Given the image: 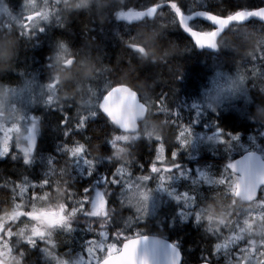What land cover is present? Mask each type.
Listing matches in <instances>:
<instances>
[{"label":"trees","instance_id":"obj_1","mask_svg":"<svg viewBox=\"0 0 264 264\" xmlns=\"http://www.w3.org/2000/svg\"><path fill=\"white\" fill-rule=\"evenodd\" d=\"M17 1L19 0H13L16 9L19 6ZM157 2L162 3L163 0H127L124 6L139 9L152 6ZM175 2L181 12H184L187 8L205 7L221 14H227L243 7H257L264 4V0H175ZM83 10L76 7V9L67 11L68 18L71 21L67 22L68 24L65 23L63 28L55 27L48 33H44L45 36L39 37L38 34L34 37V39H37L35 40L36 43H34L31 36L19 40L14 29L11 30L12 32L10 31L11 34L8 37L0 35L4 38L0 41V81L6 84H15L17 81L15 71L18 74L21 73L20 71L30 72L32 65L28 66L17 62L19 58L21 61L25 59H22L18 54L19 51H16L18 45H26L31 49L42 48L43 51L39 59H36L39 60V63L36 64H40L37 70L42 71L45 82L54 79L57 100L54 105L44 106V116L41 121L43 136L38 141L37 152L33 155L32 162L25 164L21 160L22 158L11 155V157H7L0 162V201L4 206L3 210L11 207L13 205H11V200L16 197V193H8L9 188H16L13 187L14 182L22 181L25 177L20 172L19 174L10 172L6 168L10 164L9 161L23 165L28 171L27 177L29 180L36 182L44 178L49 180V187L39 190L37 195L45 196L52 205H64L70 201V207H76L78 211L81 190L85 187L95 189L98 186L96 182H102L103 175H111L115 164L132 171L134 175L139 174L138 169H143V172L148 170L147 162L153 159L155 141L159 139L155 135L150 136L152 123L155 127L154 134L159 132V127L164 130H160V137H163V140L160 141L168 144V148H170V140L173 143L175 140L174 131L167 126L171 121V116L169 114L166 117L159 116L158 119H155L153 108H151L149 116L141 129L144 130L143 135L126 140H117L111 149L103 142L115 128L97 109V101L112 84L120 83L124 79L139 92L155 99H159L161 95L166 93L167 106L178 109L181 116L187 103L196 101L198 93L208 85L210 72L207 70L206 73L200 74L197 68L201 64L210 66L213 62H222L230 71L244 62L251 63L250 57L254 53L256 54L259 47L260 49L264 48V25L258 21H251L246 25L237 26L234 30H227L221 37V49L214 58L209 52L199 49L190 40L180 25L179 19L176 18L174 10L167 4L159 10L153 19L146 18L141 22L131 24L120 21L114 17V13L111 11L108 21L113 27L110 24L100 26L101 24L89 20L85 17V10ZM91 25L95 26L91 28ZM130 36L131 39H129ZM49 37L50 40H48ZM53 37L57 40L61 39V42L68 43L69 53L74 57L72 67L65 68L62 66L59 69H54L48 65L51 59L49 58V49L52 51V48L56 47ZM85 37L86 39H84ZM32 42L33 44H30ZM127 43L143 44L148 50V55L146 57L139 55L138 57L137 53L126 46ZM231 44L233 47L230 46ZM258 60L264 66V60L259 59V57ZM12 61L18 64L15 69H13L15 66H13ZM31 61L27 60L26 63ZM40 62H43V64ZM179 73L181 78L176 79L175 77ZM202 75L203 78L199 84L190 87V78L199 79ZM258 79L252 77L251 83L257 82L260 85ZM263 97L264 94L256 100L253 96L251 103L256 100L255 102L263 107ZM61 104L64 106L62 109L56 107ZM41 110V108L38 109V111ZM93 110L97 112V115L94 118H89L86 128L80 131L74 130L68 137L64 136L65 126H62L60 122L64 119L65 112L70 117L67 127H71L78 113H91ZM245 113L235 112L233 116L232 113L226 112L220 116H215L213 112L207 111L205 118L214 122L217 125L215 127L222 128L225 132L239 134V137L245 138L244 135L248 132L259 136L260 131H264V123H261L262 121L258 119L263 118L262 114L264 112H259L255 108H247ZM189 116L192 117L191 112L189 115L187 114V122L190 119ZM251 118H255V120ZM120 134L126 135L123 132ZM113 135H115L114 132ZM85 137L90 138L85 141L88 145L87 156L83 153V157L78 156L77 153L69 156L68 152L71 149L64 150L62 147L65 143L72 144L73 140L84 141ZM236 141L232 140L230 144H234ZM262 141L264 142V138ZM120 144L123 145V148L118 147ZM205 155L203 153V159H212L211 155ZM52 159L56 161L55 164H51ZM88 159L94 160L97 164L90 177L85 175L86 170L91 167V165L85 163V160ZM108 160L112 163L107 162ZM216 161L220 164L223 163L220 160ZM137 162H139L138 168H136ZM139 165H142V167ZM213 167L217 173L220 171V166L217 163ZM16 169L19 170L18 167ZM41 173H43V176L39 175ZM92 193H89V195L91 196ZM212 197L216 201V195H211L209 198ZM110 205L111 203L108 202L106 216L104 213L93 218L83 215L75 217L70 215V220L74 219L77 226L83 228L91 226L89 228L91 231L88 230L89 234L85 235L86 232H84L73 235L68 232V234L59 233L57 237L70 239L77 250L82 249L83 244L95 235V227L98 224L101 225L100 222L102 221L107 226L111 225L118 230L119 225L114 222L119 219L117 216L118 205L114 215L110 212ZM124 210L127 209H121L119 214ZM127 211L129 212V210ZM93 219L96 220L95 224ZM125 233H127L126 237L133 233L165 235L182 249L183 264H198L205 255L210 256L216 262L224 258L212 256L213 245L216 240L208 238L203 224L188 222L176 226L169 225L168 220L163 221L162 217L159 216L158 220L149 218L148 221L132 225ZM221 252H223V249Z\"/></svg>","mask_w":264,"mask_h":264},{"label":"snow or ice","instance_id":"obj_2","mask_svg":"<svg viewBox=\"0 0 264 264\" xmlns=\"http://www.w3.org/2000/svg\"><path fill=\"white\" fill-rule=\"evenodd\" d=\"M54 0H22V3L26 5L23 12H17L13 0H0V12H6L10 15L13 20H16L17 23L14 24V32L19 40L24 39L26 37L35 35L32 31L34 27H39L40 32H44L45 28L43 26V22L50 21L53 18L52 13V4ZM127 3V0H120L118 5L122 6ZM167 4L170 8L175 10L177 14V10L179 11V23L182 27H185L187 31H189L190 35L193 38V42L201 48L210 47L212 49H219L221 47L219 38L221 33L232 24H243L246 20L251 17H257L261 20H264V8L258 9H240L226 16H220L214 13H206V18L211 21L216 27L209 31H195L187 27L186 18L181 14V10L175 0H163V3L157 2L154 3L148 10L136 9L132 10L130 8L117 7L115 9V16L117 19L125 20L128 23H132L134 21H143L146 18H154V15L160 10L164 5ZM57 13L59 12V7L56 9ZM230 17H240L237 19H229ZM55 20L62 21L63 17L57 15ZM61 27H64L65 24L60 22ZM5 31L9 29L5 28ZM194 33H207L215 37L214 42L208 43H197V40L194 38ZM131 39V36L129 37ZM126 46L133 52L139 55H143L146 49L143 44L134 45L132 43H127ZM259 59L264 60V51H261L258 54H254L250 58L253 60ZM255 75V73H253ZM176 79H180V73L176 75ZM241 79H244L241 76ZM91 87V85H89ZM55 87L54 82H48L46 85L47 90L51 91V89ZM123 88H129L131 90V95L128 99H125L120 95V90ZM96 95V92H95ZM166 96L161 95L159 99L152 98L151 96L139 92L136 88L132 87V85L128 84L124 79L122 81L111 87L103 97L102 102L99 103L98 107L100 110L108 117L109 121L114 125L115 130L110 134L108 138H106L103 142L107 144V146L111 149L113 148L115 142L117 140H126V137L120 135L121 132L125 131L128 128V125L123 121H117L112 119L109 116L108 112L105 108L109 105L114 109H118L121 112L128 111V105H135L136 111L133 113V118H139L143 115L147 114L148 104L151 103V107L157 111L153 112L154 116H171V127L176 128V137L174 142L179 145L177 148H173L171 152L168 150V144L164 145V156L161 158L159 153L160 148V140H163V137H160L157 141H155V153L153 156L152 163L148 166V173L151 175L135 174L138 176H142L143 179L147 180V182L153 181V176H159L161 172L167 170L169 173H175V175H179L180 177H186L190 173L189 170H185L182 164L179 162V152L181 149H186L189 147L190 140H185L183 137L185 133H188L192 140H194L193 136V128L191 125L183 122L180 119V112L178 109H172L167 106ZM46 103L48 105H54L56 102L54 98L49 94L46 96ZM56 107L63 108L64 106L58 105ZM199 113H197L198 115ZM97 115L96 111L89 112H80L77 114V118L73 122L71 127H67L69 123V114L67 112L64 113V119L61 120V125L65 126L64 136L68 137L72 134V132L80 131L87 127V121L89 118H94ZM29 132L27 136V140L29 143V147L24 148L14 142V137L11 135V129L8 130L9 135L4 141L2 145H0V158L5 157L9 153L12 152L13 147L16 148L17 152L22 153L23 160L25 164H30L32 162L33 154L35 153L36 143H37V118L32 116L29 120ZM193 123H198L195 119ZM218 123V121H217ZM217 136L219 137V142L223 144H229L232 140H237L239 138V134H233L231 132H225L224 129L217 127L216 128ZM3 132H0V135H3ZM88 137H85L84 141L73 140L72 144L65 143L62 145L64 150L71 149L68 152L69 156L74 155L75 153H83L85 156L88 155L87 148L88 145L85 143ZM139 139V138H138ZM171 158L175 163L167 164L165 161ZM107 162L112 163L110 160ZM254 162V163H253ZM56 161L54 159L51 160V164H55ZM86 164L91 165L86 170L85 175L92 176L95 171L97 164L94 160L88 159L85 160ZM142 167V165H139ZM204 172H200V177L204 176ZM129 176L134 175L132 171L128 173ZM120 165L115 164L111 175H103L102 183L104 185L111 186H121L120 179ZM259 176V179H255L254 177ZM162 180H166L167 183L171 182L173 177H162ZM218 183H205L207 186L212 187L216 186L215 190L224 191L228 198L233 200L243 199L245 204L251 205V207L240 210L236 213V219L233 221L232 225L228 228H218L213 229L211 227L207 228V231L210 234H213L216 237L217 241L213 245L212 256L220 258L223 255L225 259V264H264V232H255L253 231L254 225L250 224V221L253 219L264 220V157L258 158L256 155L248 154L243 156L241 159L236 160L228 164L227 168L224 170V173L219 176ZM21 181L14 182L13 187L17 185H21ZM97 187L93 189L92 187H85L81 190V201L78 205V211L76 209L70 208V201L64 204V213L65 220L68 219L69 215L79 216L83 215L88 218H93L96 216V206L99 204L104 209L105 216L107 215L108 208V196L110 195L111 190L105 192L104 188L99 187L101 181H97ZM195 183V181H193ZM239 184L241 186L240 191L236 190V185ZM49 187V180L44 178L39 182H32L31 184H27L26 194L29 196L31 200H35L37 196V192L42 189H47ZM12 188H9V193L12 192ZM214 190V191H215ZM94 192L93 196H90L89 193ZM253 193L251 198H249L248 194ZM171 194V193H170ZM143 199L147 201L148 195L147 193H143ZM16 201L19 203L21 200L20 196L15 197ZM174 199L177 202L183 201L185 206H190L192 215L194 217V221L196 223L201 222L200 216L197 212V209L200 206L201 199H198L195 191L189 192L184 191L179 194L174 195ZM58 205H49L45 210H54L58 208ZM24 211L30 213L32 209L30 207H24ZM10 213L0 212V220L5 219ZM180 215L183 220H188V214L181 210ZM23 219H33L31 215L21 216L16 223H19V220ZM110 219V218H109ZM74 219L71 221V225L74 224ZM95 219H93V223L95 224ZM35 222V221H34ZM13 223L12 220H8L7 224ZM7 224L5 228H7ZM70 225V226H71ZM53 227H62V225H53ZM106 225H100L95 227L96 235L90 238L87 242L86 247L83 252L80 253V256L83 258L87 264H103V254H106V249L108 245H103L96 250V258L94 260H89L88 253L90 246L98 240V238L103 237L106 239L109 244H115L116 249L120 250L124 248V241L127 233L125 232H114L109 233ZM14 229L7 228V230H0V245L6 244L8 251V259H16L18 258L20 264H23L25 259V252L20 249L18 250L16 247H13L12 240L14 239ZM230 234V235H229ZM48 235V231L46 229H41L38 235H30L24 237L22 240L23 243H26L32 248H35L38 243L45 242V237ZM119 241V242H118ZM143 241L145 244V251H147V245L151 243L154 247H158L164 250L166 257L168 258L167 264H179V259H182V255L179 253L178 248L175 244L166 245L163 241L159 239H151L147 235H135L132 239V243L129 244L127 248V255L132 257L135 254H138L140 251V242ZM223 249V252L221 250ZM135 264H148L147 261L137 260ZM201 264H211V257L205 255L201 261Z\"/></svg>","mask_w":264,"mask_h":264},{"label":"rangeland","instance_id":"obj_3","mask_svg":"<svg viewBox=\"0 0 264 264\" xmlns=\"http://www.w3.org/2000/svg\"><path fill=\"white\" fill-rule=\"evenodd\" d=\"M119 2L120 0H54L52 4L53 18L50 21L43 22L45 31L39 32L38 33L39 37H42L43 35L45 36L46 34L44 33H48V31L53 30L55 27L63 28L59 26L61 21L58 22L57 20H55V17L57 15L63 17L62 23L68 24L71 20L68 18L67 11L76 9V7L84 9L85 11L84 10L83 11L85 12V17L89 18V20L97 22L98 24H101L100 26H104L105 24L112 25L108 21L109 20L108 17L109 14H111V11L113 13L115 12V9L118 7L117 3ZM57 6L59 7L58 13L56 11ZM25 7L26 5L22 3L20 5V8L16 9V11L23 12ZM120 7L125 8L124 5ZM193 10H194L193 8H187L184 10V12H181V14L184 16V14L190 13ZM178 15H179V11L177 10V14L175 12V16L176 18L179 19ZM114 17H116L115 14ZM190 23L192 27L199 28L202 30L207 29L199 25V22L195 20L191 21ZM94 26L95 25H91L90 27L93 28ZM3 31L4 30H2V32ZM11 32L6 33L7 37L10 36ZM35 36L36 35H32L31 38L34 39ZM50 37L48 38V40H50ZM2 39L3 38L0 37V41ZM84 39H86V37ZM35 40L37 39H34V43L37 42ZM60 40L61 39L57 40V38L53 37V42L54 43L56 42V47L52 48V51L48 48L50 51L49 58H51L50 61L48 62V65L50 67H53L54 69H59L62 67L63 61L70 51V50L68 51V43L64 41L61 42ZM30 44H33V42ZM230 46L233 47L232 44ZM16 48H17L16 51L17 52L19 51L18 54H20V57L22 59L25 58L22 61L20 60V58L19 61L16 59L17 62L20 64H26L28 66L32 65V67L30 69V73L26 72L27 76L24 75L21 80L18 79L16 81L17 83L15 84L0 83V132L4 133L3 135H0V145L4 143V141L9 135L8 130L11 129V135L12 137H14V142L24 148H27L29 147L27 140V136L29 132L28 120L32 116H35L37 119H40L41 118L40 113L33 112V109L36 108L38 105H41L43 111L44 106H48V104L46 103V96L50 94L53 98L55 97V91L51 89L49 93V91L46 88L47 82H53L54 79H49L47 82H42L44 81V75L42 74V71L37 70L40 64H36L39 63V60L36 59H39L40 54L43 51L42 48L31 49L26 45H18ZM261 51H264V48L260 49L259 47L256 54L260 53ZM28 55L29 57H27ZM26 59L32 61L26 63L27 61ZM251 60H252L251 63L244 62L243 65H240L239 67L234 68L235 70L233 69L230 70L229 72L220 70V69H224L220 66L219 64L220 62H213L210 64V66L201 64L200 67L197 68L200 74L206 73L207 70L211 74L212 73L211 70L215 68L213 71V74L215 73L213 82H211L208 87H205L204 89L201 90V97H202L201 103L204 105L205 108L209 109L208 111L213 112L214 110L218 111L219 109H222L226 112L230 109H234V111L237 113L240 112V114H246L245 112L247 111V108H255L259 112L261 111L264 112V108H263L264 106L261 107L259 103L255 102L257 98L262 97L264 94V84H262V82L260 81L261 79H264V67L262 69L261 67H259V62H256L258 58L256 60L253 59ZM12 63L13 66H15L13 67V69H15L16 66H18V64H15L13 61ZM40 63L43 64V62ZM20 72L23 73V71ZM253 73H255V75H253ZM203 75L199 79L190 78V87H194L198 85L200 80L203 78ZM15 76L16 77L18 76L17 71H15ZM241 76H243L244 79H241ZM252 77L259 78L258 80L260 81V85H258L257 82L251 83ZM214 82L218 83V85L216 86ZM187 88H189V86H187ZM248 88L254 89V91L252 92L256 100H253V103H251L252 101L251 99H253V97L251 94H249ZM243 93H246L247 95H244ZM54 101L56 102L57 100ZM235 101H240V102H236L232 104ZM194 103L196 106L198 101H194L189 104H194ZM186 111L193 113V117H194V113L196 112V110L192 107V105H189L188 110ZM262 117H263L262 119H258L261 120L262 122L261 121H257V122L264 123V113L262 114ZM251 119L255 120V118H251ZM196 121H198V123H195L196 127L192 126L194 140H192V138L188 133H185L183 139L190 140L191 142L188 148L181 149L179 152V162L182 164L185 170H189V169L191 170L186 177H180L179 175H175V173H169L167 170H164L163 172L160 173L159 176H153V181L151 182H147V180L143 179L142 176H137L135 181L132 182L134 176L133 175L129 176L128 173L130 171L125 167L120 166V173H121L120 179L122 181L121 186H111L110 189V182L109 185H104L101 182L99 187L104 188L105 192L111 190L110 195L108 196V201L111 203L110 212L112 215L115 214V210L117 208L116 206L118 205L117 216L119 217V219H116L114 221L119 225V229L117 230V232H119V230L126 232L128 229H130V226L148 221L149 218H155L158 220L159 216L162 217L163 221L168 220L169 225L176 226L188 222L192 224H203V225L206 224L205 225L206 231L208 227H211L213 229L228 228L232 225L233 221L236 219V213H238L242 209L251 207V205H247L241 208V205L237 201L228 198L224 191L215 190L216 186L209 187L205 183H209V182L214 184L218 183L219 181L217 178L221 176L224 173V170L227 168L225 164L223 163L220 164L216 160H220L224 162L226 160V158L224 157H227L228 159L231 158L232 153L236 152L237 150L242 151L247 148H253L254 146L262 145L259 143H263L262 140L264 138V131H260L259 136L253 134L252 132H248L246 133V135H244L246 136L245 138H243L242 136L239 137L237 141L234 143L235 151L230 153V155L224 154L223 153L224 150H222L218 152L217 156L213 154L211 155L212 156L211 162H205L203 160L200 163H197L196 159L202 151L205 150L203 153L208 155L210 153L209 150L214 149L212 145L218 144L220 142L217 134L213 132L203 133L200 132V130L198 129L201 128L202 125H204V123L209 127L217 128L215 127L217 125H215L214 122H205V121H210L209 119H205L204 122L201 120H196ZM143 134H144V130L137 135L134 134L133 136H125V135H121V136L126 137V139H128ZM205 134L210 135V137L206 136ZM118 147L123 148V145L120 144L118 145ZM172 149L173 146H170V148L168 149L169 152H171ZM11 153L19 154L15 149V147H13ZM262 154L264 155V153ZM158 155L161 158H163L164 146H160ZM78 156L83 157L82 153H78ZM16 157H20V156H16ZM152 160H149L147 162L148 166L150 165V163H152ZM9 163L10 164H8L6 168L14 174H19L20 171L17 170L15 172L14 167L20 166L21 164H18L17 162L11 163L10 161ZM165 163L172 164L175 162L172 161L171 158H169L165 161ZM215 163H217L220 166L219 174H216L211 169ZM138 164L139 162H137L136 168H138ZM200 172L205 173L203 177H200L199 175ZM39 175L43 176V173ZM169 176L173 177L172 181L169 183H167L166 180L161 179L162 177H169ZM193 181H195V183H193ZM24 182L25 183H22L21 185H17L15 187L18 189L27 190V184H31L32 182H36V181L27 180ZM129 186H130L129 191L125 193L126 197L129 198V201H125L122 198L123 194H118V193L120 192L124 193ZM184 191H189V192L195 191L198 199L202 200L199 208L197 209L201 222L196 223L194 221V217L192 215L190 206H185L183 201L177 202L174 199L175 194H179ZM145 192L148 195L147 201L143 199V195H142ZM117 195H119L120 198L117 199ZM211 195H216V201L213 199V197L209 198ZM16 196H20L21 200L18 203L16 199H14L13 210L22 207L23 200L26 201L29 200L32 201L30 202V206L32 209L31 213L35 214L36 216H40V213L45 212L46 214L53 215V217L51 218H55V220L60 222L58 218L60 217V214L54 213L53 210H45L48 208L49 205L38 206L41 203L45 204V202H47L45 196L37 195L35 200H31L29 196L26 194V192L22 194H16ZM203 207L206 209H204ZM72 209L77 210L76 207H72ZM121 209H127L129 210V212L127 210H124L122 211V213L119 214ZM181 210H183L185 213L188 214L189 217L188 220L185 221L182 219L180 215ZM101 213H104V209L100 208L98 204L96 206V215H99ZM213 219H218L221 221V223L216 224L213 221ZM23 222L29 223L26 227L29 231L40 232L41 229H46L48 231L47 236H51V237L57 236L59 232L66 234H68V232H71L73 235L86 232L85 235H87L90 233L88 230H90L89 228L91 227V226H85L86 228H83L75 224L71 226H66L64 227L65 230L60 231L57 230L56 228L47 225L49 224L47 221L38 218L23 219ZM228 222H232V223H228ZM100 223L101 225H106L104 221ZM250 224L254 225L253 231L260 232V229L264 231V220L253 219L252 221H250ZM24 226H26V224H24L23 227ZM94 234L96 235V233ZM209 235L216 240V237L213 234L209 233ZM101 242H103V240H99V243L95 244L94 246L100 248L102 246ZM218 242L222 243L223 241L221 240ZM113 246L114 244H109V249L111 250L112 248L115 247ZM0 248L2 249V252H4V245H0ZM81 252H83V250L78 249L75 264L81 261L82 258L80 256ZM95 254H96V249L90 246L88 257L90 259H95L96 257ZM214 263L225 264V259L217 262L214 261Z\"/></svg>","mask_w":264,"mask_h":264},{"label":"water","instance_id":"obj_4","mask_svg":"<svg viewBox=\"0 0 264 264\" xmlns=\"http://www.w3.org/2000/svg\"><path fill=\"white\" fill-rule=\"evenodd\" d=\"M258 8H264V6H260V7H256V8H252V9H258ZM148 9L149 8L142 9V10H148ZM245 10H248V9H245ZM206 13H213V12H210V11H208L206 9H198L192 15L185 16L187 27L192 29V30H195V31H200V30L194 29V28H192V27H190L188 25V20L190 18H199L200 20H202L204 22H208V23L212 24L214 27H216L211 21H209L206 18V16H205ZM217 15H219V14H217ZM220 16H225V15H220ZM237 18H240V17H230L229 19H237ZM251 19H257V20H259V21L264 23V20H261V19H259L257 17H251L248 20H246L245 22H247V21H249ZM125 22H127V21H125ZM134 22H136V21H134ZM232 25H236V24L234 23ZM232 25H229L227 28H225L224 31L221 33V36ZM185 30H186V28H185ZM186 32H187L188 36L191 38V40L193 41V38L190 35L189 31L186 30ZM200 32H204V31H200ZM193 36L197 40L198 44H200V43H205L206 44L208 42H214L215 41V37L210 35V34H207V33H194ZM134 45H139V44H134ZM144 48L146 49V51L144 52V54L142 56H147V54H148L147 48L146 47H144ZM204 48L206 50H208V51H216L217 50V49H212L210 47H204ZM72 61H73V58L71 57L66 62V64L67 65H71ZM120 95L123 96L125 99H128L130 97V95H131V90L129 88H123V89L120 90ZM102 100H103V98H102ZM102 100H101V102H102ZM105 110L108 112L109 116L112 117V119L117 120V121H123L125 124H127L128 128L125 130L127 132H134V131L139 130L140 129V125H141V121L146 117V115H143L142 117H139V118H133V113L138 111V109H136L135 105H133V104H129L128 105V111H126V112H121L118 109H114V108H112L111 105L107 106L105 108ZM147 110H148V107H147L146 111ZM248 154L256 155L258 158L261 157V155L256 150H249L247 152L242 153L238 157H236L234 161L239 160L243 156L248 155ZM255 179H259V176L254 177V180ZM240 188H241V186L239 184H237L236 185V190L238 192L240 191ZM251 195H253V193L250 192L248 194L249 198H251ZM241 200H243V199H241ZM144 235L149 236L151 239H159V240L163 241V243L166 244V245L172 244L171 241H169L168 239H166V238H164L162 236H159V235H155V234H144ZM132 239L133 238L125 240L124 241V248H122L120 251H118V252L108 256L107 258H105L103 260V264H135V262L137 260L147 261L148 264H167L168 258L166 257L163 249L158 248V247H154L151 243H149L147 245V251H145V244H144L143 241L140 242V251H139V253L133 255L132 257H129L127 255V251L126 250H127L128 246H129V244L132 243ZM178 251L182 255V253L179 250V248H178ZM181 261H182V259H179V264H181ZM199 264H201V262Z\"/></svg>","mask_w":264,"mask_h":264},{"label":"flooded vegetation","instance_id":"obj_5","mask_svg":"<svg viewBox=\"0 0 264 264\" xmlns=\"http://www.w3.org/2000/svg\"><path fill=\"white\" fill-rule=\"evenodd\" d=\"M2 23L3 22L0 20V28H1L0 35L3 37L5 36L7 37L6 33L10 32L11 26L9 25L7 26ZM5 28L9 30L5 31L4 30ZM2 30L4 31L2 32ZM0 83H3V82L0 81ZM226 112L232 113L233 116L235 114L234 109H230ZM226 112L224 110L221 113H217L216 111H213V114L215 116H220L221 114L226 113ZM205 122H211V121H205ZM263 143H259V144H263ZM3 160H4V157L0 159V162ZM17 167L19 168V170H21L20 171L21 175L28 176L27 174L28 171L26 170V168H24L23 165L15 166L14 167L15 172L18 170L16 169ZM9 217L13 221V223L7 224V221H1L0 230L6 231L7 228L14 229V226H15L14 224L16 223L15 222L16 220H14V217H12V215H10ZM51 217L53 216H49L47 217V219ZM58 218L63 219L64 216L60 215V217ZM49 221L51 222L52 226L54 224L59 225V222L55 220V218L49 219ZM6 224H7V228H5ZM14 240L16 239H13L11 242L13 247H16L18 250L22 249L25 252V259L23 261V264H75L76 262V246L71 242L70 239L60 238L57 236L45 237V242L38 243L35 248H32L29 245L23 244L22 236H20V238H18L16 242H14ZM2 261L4 263H1ZM212 263L215 264L214 261H212ZM0 264H20L18 258L12 259V260L8 259V251H7L6 244H5L4 254L3 255L0 254Z\"/></svg>","mask_w":264,"mask_h":264},{"label":"bare ground","instance_id":"obj_6","mask_svg":"<svg viewBox=\"0 0 264 264\" xmlns=\"http://www.w3.org/2000/svg\"><path fill=\"white\" fill-rule=\"evenodd\" d=\"M150 7H151V6L144 7V8H139V9H141V10H142V9H147V8H150ZM226 31H227V30H226ZM226 31H225V32H226ZM225 32H224V33H225ZM224 33H223V34H224ZM223 34H222V36H223ZM222 36H221V37H222ZM3 39H4V38H3ZM72 58H73V61H74V57H72ZM244 112H245V111H244Z\"/></svg>","mask_w":264,"mask_h":264}]
</instances>
